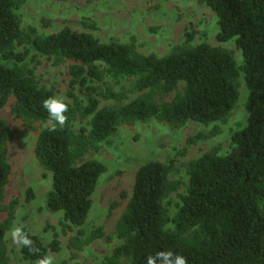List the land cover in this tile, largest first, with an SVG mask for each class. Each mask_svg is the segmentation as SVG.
<instances>
[{
	"label": "trees",
	"instance_id": "trees-1",
	"mask_svg": "<svg viewBox=\"0 0 264 264\" xmlns=\"http://www.w3.org/2000/svg\"><path fill=\"white\" fill-rule=\"evenodd\" d=\"M201 1L217 17L216 39L232 40L241 64L221 45L191 44L190 32L185 33L184 44L157 55L135 52L125 43L101 42L90 32L69 27L47 34L33 27L23 30L18 13L23 0H0V57L11 62H0V110L7 108L27 130L40 123L33 152L41 167L51 172L45 205L62 211L69 228L78 227L73 246L103 234L96 229L87 240L81 239L91 194L106 169L98 160H83L84 154L123 124L156 119L179 128L190 120L223 121L237 104L238 78L243 76L247 117L231 133L229 152L222 155L212 148L187 162L188 184L171 217L164 205L165 197L178 187L168 177L171 163L149 160L140 165L116 224L121 243L104 264L120 259L146 264L148 256L168 251L183 256L187 264H264V0ZM29 50L51 56L55 63L71 61L67 72L72 100H62L68 106L63 125L50 121L42 107L53 92L38 86L32 70L23 64ZM100 100L113 102L100 107ZM77 119H87L89 128L75 130ZM218 130L215 127L213 133ZM10 136L0 118V206L10 175L5 157ZM32 197L28 189L26 199ZM11 207L0 220V264H6L3 239L13 219ZM19 228L32 240L30 247L20 244L22 258L30 264L59 249L56 235L44 244L25 223Z\"/></svg>",
	"mask_w": 264,
	"mask_h": 264
},
{
	"label": "rangeland",
	"instance_id": "rangeland-1",
	"mask_svg": "<svg viewBox=\"0 0 264 264\" xmlns=\"http://www.w3.org/2000/svg\"><path fill=\"white\" fill-rule=\"evenodd\" d=\"M21 27H33L39 34H47L63 27L92 33L101 42L125 43L139 53L163 55L185 43V33L192 34L191 44L207 42L221 45L232 51L238 64L242 62L240 50L231 41L216 39L217 17L201 0H23L18 10ZM16 50L22 51V46ZM0 62L11 65V62ZM71 61L55 63L53 57L42 56L29 50L23 64L31 69L40 87L51 89L53 97L71 101L68 95L69 75L67 68ZM105 81L114 85L109 77ZM101 86L100 83H92ZM239 98L236 106L223 121L202 124L187 121L179 128L150 119L118 126V131L106 141L97 143L83 156V160L102 162L106 169L100 175L93 193L91 208L82 225L88 235L100 229L101 236L73 246V236L78 227L69 228L62 211L46 208V193L51 187V172L44 170L34 156L33 147L40 123L34 122L35 130H27L20 121L14 120L7 108L0 110V118L10 128L11 136L5 145V157L10 165V175L4 188L0 206V220L7 217L9 207L13 219L4 235L6 264H30L22 258L20 243L14 242L12 231L25 223L32 233L44 244L56 235L59 240L57 251H48L45 258L51 264H104L121 239L115 234L116 224L129 200L134 175L140 165L149 160L171 163L169 179L178 187L164 199L169 217L176 210L179 195L188 184L187 162L205 151L216 148L219 154H226L231 148V133L246 122L245 99L247 89L242 74L238 78ZM74 92L85 101L83 92ZM134 94H131L133 97ZM112 100H100L99 106L111 104ZM75 130L89 125L87 119L75 120ZM219 130L213 133L214 128ZM195 139L188 142V139ZM33 197L26 199L27 190ZM168 226H172L169 222ZM38 259L35 264H39ZM116 264H126L120 259Z\"/></svg>",
	"mask_w": 264,
	"mask_h": 264
},
{
	"label": "clouds",
	"instance_id": "clouds-1",
	"mask_svg": "<svg viewBox=\"0 0 264 264\" xmlns=\"http://www.w3.org/2000/svg\"><path fill=\"white\" fill-rule=\"evenodd\" d=\"M42 107L47 112L50 121L59 125L65 123L67 119L65 113L68 111V106L65 102L52 97L45 99ZM11 234L14 242H18L25 247H30L32 245V240L24 235L21 228H14ZM158 262L159 264H187V261L183 256L174 254L171 251L159 252L155 256L150 255L146 258V264H158ZM39 264H51L50 258L41 259Z\"/></svg>",
	"mask_w": 264,
	"mask_h": 264
}]
</instances>
